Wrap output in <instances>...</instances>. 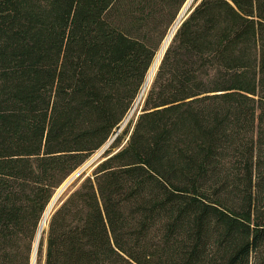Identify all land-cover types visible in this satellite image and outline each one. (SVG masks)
<instances>
[{
	"label": "trees",
	"instance_id": "16d2710c",
	"mask_svg": "<svg viewBox=\"0 0 264 264\" xmlns=\"http://www.w3.org/2000/svg\"><path fill=\"white\" fill-rule=\"evenodd\" d=\"M186 1L0 0V264H30ZM189 10L35 264H264V0Z\"/></svg>",
	"mask_w": 264,
	"mask_h": 264
},
{
	"label": "bare ground",
	"instance_id": "6f19581e",
	"mask_svg": "<svg viewBox=\"0 0 264 264\" xmlns=\"http://www.w3.org/2000/svg\"><path fill=\"white\" fill-rule=\"evenodd\" d=\"M192 1L193 0H187L184 5L182 6L180 12L178 13L174 23H173V26L171 27L170 31L168 32V34L166 35L165 39L163 40V42L161 43L160 47L158 48L157 52H156V55L152 61V64L147 72V75L145 77V81H144V86H142L143 88V92L146 88H148L147 86L150 84L151 82V79L153 77V75L155 74V71L159 65V62L161 60V57L163 55V53L165 52V49L167 48L169 42L171 41V38L182 18V16L185 14V11L190 7V5L192 4ZM101 150V149H100ZM69 179V178H68ZM67 179V180H68ZM66 180V181H67ZM66 181L64 182V184L66 183ZM63 184V185H64ZM62 185V186H63ZM61 186V187H62ZM61 187L57 190V192L55 193V195L53 196L52 200L50 201L49 205L47 206L45 212H44V215L42 217V220L40 222V226H39V229H38V233H37V237H36V240H35V243L33 245V250L34 249H37V244H38V241H39V237L41 235V231L43 230L44 226L46 225L47 221H48V218L52 212V209L54 208L55 204H56V200H57V196H58V193L61 189ZM41 238V237H40ZM35 255H36V251H35ZM35 255L33 257V251H32V257H31V262L33 264H35Z\"/></svg>",
	"mask_w": 264,
	"mask_h": 264
},
{
	"label": "water",
	"instance_id": "95a60500",
	"mask_svg": "<svg viewBox=\"0 0 264 264\" xmlns=\"http://www.w3.org/2000/svg\"><path fill=\"white\" fill-rule=\"evenodd\" d=\"M191 10V9H190ZM189 8L185 11V14L182 16L178 26L180 25V23L187 17V15L189 14L190 12ZM177 26V27H178ZM144 86V82L142 84ZM149 86V85H148ZM141 92H143V88L141 89ZM141 94L139 93L138 94V97L140 96ZM119 131L116 130L113 134V136L109 139V141L101 148V150L95 154L91 159H89L80 169H78L71 177H69V179L66 181V183L61 187L59 193H58V198L57 200L59 199V197L70 187V185L80 176L82 175V173H84V171H86L89 167H91V169L94 167V162L100 157V155L103 153V151L107 148V146L111 143V141L114 139V137L117 135ZM56 200V201H57ZM54 208L52 209V212H53ZM51 212V213H52ZM35 251L36 249L33 250V257L35 255ZM30 264H33L31 262V259H30Z\"/></svg>",
	"mask_w": 264,
	"mask_h": 264
},
{
	"label": "rangeland",
	"instance_id": "374dc122",
	"mask_svg": "<svg viewBox=\"0 0 264 264\" xmlns=\"http://www.w3.org/2000/svg\"><path fill=\"white\" fill-rule=\"evenodd\" d=\"M192 2H193V1H192ZM184 3H185V2H184ZM184 3H183V4H184ZM183 4H182V5H183ZM190 6H191V5H190ZM181 7H182V6H181ZM181 7H180V9H181ZM189 8H190V7H189ZM180 9H179V11H180ZM179 11L177 12V15H178ZM177 15H176V16H177ZM175 19H176V17H175ZM174 21H175V20H174ZM174 21H173V22H174ZM172 24H173V23H172ZM172 24H171V25H172ZM172 26H173V25H172ZM172 26H170V27H172ZM170 27H169V28H170ZM170 29H171V28H170ZM168 30H169V29H168ZM168 30H167V31H168ZM169 31H170V30H169ZM166 33H167V32H166ZM163 38H164V37H163ZM160 43H161V42H160ZM160 43H159V45H160ZM169 43H170V42H169ZM159 45H158V47H159ZM168 45H169V44H168ZM158 47H157V49H158ZM157 49H156V50H157ZM153 76H154V75H153ZM152 79H153V77H152ZM152 79H151V81H152ZM150 83H151V82H150ZM147 87H149V86H147ZM147 89H148V88H146V89L144 90V92H141V91H140V94H141V95H140L139 97H138V96L136 97V99H135V101L133 102V104L131 105V108L129 109L127 115L125 116V118L123 119V121L121 122V124L119 125V127H118V129H117L119 132H120V131L126 126V124H127L128 122H131V121L134 119V117L139 113L140 106H141V103H142V99H143L144 94H145V92H146ZM99 151H100V150H99ZM99 151H98V152H99ZM98 152H96L95 154H97ZM95 154H93V155L91 156V158H92ZM91 158H90V159H91ZM86 162H87V161H86ZM86 162H84L83 165H84ZM83 165H82V166H83ZM82 166H81V167H82ZM81 167H80V168H81ZM80 168L78 167L77 170L80 169ZM77 170H76V171H77ZM76 171H75V172H76ZM90 171H91V167H89L86 171H84V173H85V174H89ZM75 172H74V173H75ZM74 173H73V174H74ZM71 174H72V173H71ZM73 174H72V175H73ZM72 175H70L69 177H71ZM69 177H68V178H69ZM68 178H67V179H68ZM67 179H66V180H67ZM63 184H64V183H63ZM63 184H62V185H63ZM62 185H61V186H62ZM61 186H60V187H61ZM72 186H73V183H72V184L70 185V187H69V188H68V189H67V190H66V191H65V192L59 197V199H60V198L66 193V192H68V191L72 188ZM60 187H59V188H60ZM59 188H58V189H59ZM56 192H57V190H56ZM56 192H55V193H56ZM59 199H58V200H59ZM51 200H52V199H51ZM58 200H57V201H58ZM56 204H57V202H56ZM56 204H55V205H56ZM54 207H55V206H54ZM45 228H46V225L44 226L43 230H44Z\"/></svg>",
	"mask_w": 264,
	"mask_h": 264
}]
</instances>
